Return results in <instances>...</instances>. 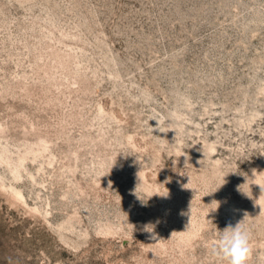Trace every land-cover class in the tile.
I'll list each match as a JSON object with an SVG mask.
<instances>
[{"label":"rangeland","instance_id":"rangeland-1","mask_svg":"<svg viewBox=\"0 0 264 264\" xmlns=\"http://www.w3.org/2000/svg\"><path fill=\"white\" fill-rule=\"evenodd\" d=\"M1 151L0 264H264V0H0Z\"/></svg>","mask_w":264,"mask_h":264},{"label":"clouds","instance_id":"clouds-1","mask_svg":"<svg viewBox=\"0 0 264 264\" xmlns=\"http://www.w3.org/2000/svg\"><path fill=\"white\" fill-rule=\"evenodd\" d=\"M242 222L234 227L229 224L223 231H219V236L211 247V254L223 264H248L252 254L251 237L241 226ZM145 230L152 233V226H145ZM150 238L155 239V235Z\"/></svg>","mask_w":264,"mask_h":264},{"label":"bare ground","instance_id":"bare-ground-1","mask_svg":"<svg viewBox=\"0 0 264 264\" xmlns=\"http://www.w3.org/2000/svg\"><path fill=\"white\" fill-rule=\"evenodd\" d=\"M187 105V104H186ZM189 105V104H188ZM187 105V106H188ZM179 110V109H178ZM180 114V113H179ZM5 152L4 151H1L0 152V160H2V161H6L5 159H4V157H3V154H4ZM25 158L23 157L21 160H20V165H22V161L24 160ZM19 167V166H18ZM18 167H16V168H14V171H17L18 170ZM17 174V173H16ZM18 175V174H17ZM19 195H20V193H18Z\"/></svg>","mask_w":264,"mask_h":264}]
</instances>
